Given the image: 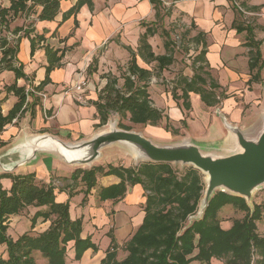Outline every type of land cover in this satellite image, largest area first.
<instances>
[{"label": "crops", "instance_id": "crops-1", "mask_svg": "<svg viewBox=\"0 0 264 264\" xmlns=\"http://www.w3.org/2000/svg\"><path fill=\"white\" fill-rule=\"evenodd\" d=\"M10 1L0 0V5L8 7ZM76 1L60 0L59 11L52 20H39L37 15L41 6L36 5L12 16L7 28L0 26V38L6 37L9 46H16V63L21 66L24 74L16 78L12 70L0 72L2 112L6 113L17 99L12 92L6 91L5 85L16 82L17 85L25 88L36 87L38 89L36 92L46 94L45 100L35 93L29 95V103L36 98L39 102L33 107L31 105L22 116L14 119L2 131L0 137L4 144L0 146V173H5L2 166L13 165L28 155V149L21 147L20 144L27 143L35 135L47 133L65 142L73 143L87 140L102 131L103 125H98L99 116L93 101L97 100L99 91L103 87L101 85L105 84L106 76L109 75H99L103 72L101 70L103 57L98 60L96 55L88 64L87 68L89 72H92L88 74L89 79L78 69H84L86 66L83 59L88 53L105 43L110 53L119 52V48L122 49L121 57L127 56L129 63L132 54L137 52L140 34L144 32L146 25H150V22L154 20V9L150 0H91V8L86 3L82 4L76 13L62 20V14L68 11ZM169 1L174 10L181 13L182 20L189 27L193 25V37L197 34L203 37L202 41L199 40L197 47L199 51L204 50L207 71L212 72V75L210 73L211 81L214 75L213 82L221 90L228 89L222 91L223 98L214 106L205 105L199 94L192 92L190 106H194L196 111L190 113V121H197L198 129H194L190 134L197 136L203 142L225 137L226 131L222 123L216 114H212L213 109L215 111L216 108H219L228 120L241 130H249L254 124L252 122L254 118L256 117L254 121L259 122L264 112V0ZM233 1L242 5L244 14L235 9ZM15 27H22V30L14 32ZM26 27L31 29L30 36H23ZM247 29L250 30L249 34ZM37 34L44 38L39 43L35 41L36 45L32 50L30 39ZM47 46L57 49V56L62 54L58 62L51 65L49 72L46 71L49 65L46 55ZM251 52L259 54L253 69L249 67ZM136 62L138 66L149 69V63L138 54ZM96 63L98 73H95ZM111 65L110 69L114 73L115 63L111 61ZM150 78L154 79L152 75ZM80 80L86 82L82 101L77 100L72 91H67V88L70 89ZM147 85L148 90L149 82ZM150 99L154 107L166 113L172 120L183 117L180 106L172 99H166L164 104L159 105H155L151 96ZM31 109H33L32 114ZM210 124L214 128L209 127ZM146 129L147 133L149 131L167 136L166 131L156 125L147 124ZM143 135L149 134L143 133ZM118 149L128 158V161L136 160L131 152L129 154L127 148L123 150L118 147ZM42 156L46 159L40 164ZM33 166H37V169L43 167L48 175V182L57 187L68 188L67 185L72 183L70 175L74 167L46 149L38 151L33 159L17 166L11 172L21 174L33 172L37 175V171H33ZM58 170L64 171L68 177L65 180L53 177L52 175H55L54 173ZM96 178L98 187L119 181V178L113 174H98ZM0 181L4 188L10 187V180L1 178ZM82 188L80 183L75 188L76 200L73 203L76 209L82 201ZM60 192L66 197L68 189ZM144 200L141 185L135 184L128 189L124 197L115 202L110 199L100 200L97 189H91L86 199L87 204L84 205L88 208L85 213L80 211L82 206L77 211L71 210L69 203L71 218L74 219L77 215L76 218H83L84 223L88 224L87 227L82 226L81 237L89 236L93 243L99 244L96 251L88 248L80 259L76 260L72 247L73 241L68 242L70 246L66 255L70 264H99L111 241L108 232H111L116 243L121 245L123 238L129 235L131 230L134 232L141 223L144 214L141 203H144ZM37 209V207L29 206L25 210L26 213L28 211L30 218ZM16 216L18 219L23 217L19 214ZM39 219L43 227H37L39 223L37 221L30 228L31 231L39 233L49 226L50 220L45 221L40 217ZM102 239L103 246L99 243Z\"/></svg>", "mask_w": 264, "mask_h": 264}, {"label": "trees", "instance_id": "trees-1", "mask_svg": "<svg viewBox=\"0 0 264 264\" xmlns=\"http://www.w3.org/2000/svg\"><path fill=\"white\" fill-rule=\"evenodd\" d=\"M150 2L155 19L150 25H146L144 32L140 34L137 52L132 54L125 72L119 75L123 79L122 84L118 85V77L106 76V82L100 89L97 100L93 101L100 126L106 124L112 111L122 116L129 113L131 122L150 125H157L164 116L152 105L147 90L152 71L138 66L136 62L138 54L148 63L155 62L158 70H163L173 60L169 52L171 45L168 39L164 40L167 52L163 54H155L148 41V36L155 33L153 24L162 17L160 8L163 6L161 0ZM85 3L91 8V0H77L62 14V20L76 13ZM36 5L41 6L37 15L39 20H52L59 11L60 0H11L8 7L0 5V26L7 28L12 16ZM19 30H22V27L13 29L14 32ZM30 33L31 29L26 27L23 36H30ZM247 33H250L249 29ZM43 38L40 34L31 36L32 50L35 48V41L39 43ZM194 40L198 44L203 37L197 34ZM0 53V72L12 70L16 78L24 76L21 66L16 63V46H9L6 37L0 38ZM56 54L57 49L46 47L49 62L47 72L62 55ZM258 58L257 52L249 54L250 69H253ZM194 64L195 73L190 78L181 79V84L179 83L181 93H174L173 97L182 98L186 109L190 108V92L199 94L205 105H216L220 97L214 90L218 85L211 81L207 70L204 73L211 82H208L206 76L201 73L205 64L204 50L196 54ZM4 88L7 92H12L17 99L6 113L0 108V135L14 119H18L31 105L33 107L39 102L36 98L28 103L26 88L17 85L16 82L5 85ZM33 89L38 91L36 87ZM119 126L128 129L123 125ZM3 144L0 137V146ZM98 174H113L119 178L116 183L99 186L97 194L100 200L118 201L135 184L141 185L145 199L141 223L121 245L126 255L122 259L117 258L118 244L112 233L108 232L111 241L99 264H191L194 261H196L194 264H210L212 259L221 260V264H264V236L259 235L256 230V221L261 219L264 202L254 203L253 209L250 210L243 197L217 190L210 197L201 218L190 220V216L198 210L204 189L199 170L190 165L178 174L173 164L152 161H141L127 167L121 165H107L106 168L103 165H92L87 169L74 167L70 176L72 183L67 185L68 188L44 183L38 180L33 172L0 173V179L9 177L11 180L9 188H4L0 181V244L5 246L4 252H0V264H65L66 248L70 241H73L76 260L80 259L86 249L96 250L97 246L89 236L81 237V218H71L69 202L55 200V189L59 191L68 189V194L72 195L78 181H81L84 185L82 201H85L91 189H96ZM227 203L245 209L246 214L241 219H235L228 227L222 228L217 212ZM29 206L38 208L30 217L31 227L39 217L43 220L49 219L50 224L42 232L25 231L13 239L7 234L8 219L10 216L21 214ZM34 252H38L46 262L38 263Z\"/></svg>", "mask_w": 264, "mask_h": 264}, {"label": "rangeland", "instance_id": "rangeland-1", "mask_svg": "<svg viewBox=\"0 0 264 264\" xmlns=\"http://www.w3.org/2000/svg\"><path fill=\"white\" fill-rule=\"evenodd\" d=\"M161 1L163 3L162 8H160V14L162 15V17L158 18L157 21L153 24V27L155 28V33H154V35L148 36V41L150 42L152 49L154 50L155 53H165V52H167V49L164 46V40L168 39V41L171 45L169 47V52L171 53V56H173L172 58L174 60L169 65H167L163 70H158L156 68L155 62L148 64L149 69L152 71V77L154 78L152 80L150 78L148 90H149V94L152 97L155 105H159L161 103L164 104L166 102V99L167 100L172 99L174 102L177 103L178 106H180L183 117L179 120L174 121L169 116H167L166 113L162 112L164 116L156 126L162 130L164 129L166 131V135L168 137L161 135V134H157V133L156 134L150 133L149 131L147 133V132H145V131H147V129H146L147 124L133 123L129 120V113H126V115L122 116L115 111L111 112V114L108 117L106 124H104L101 127L102 130L108 129L110 121H116L117 127L123 128V127L119 126V125H123V126L127 127L128 130L142 132V134L143 133L149 134V135H144V136L151 139L153 142L159 143V144L165 145V144H174V143H179V142H183V141H189V142H192L193 144L197 145L201 149L202 152L209 154L211 156L228 155L234 151H237L238 147L235 144L234 136L231 135L230 131L227 128H225L224 123H223V120H224L223 116L226 118V121L228 123L232 124L233 126H236V124L231 123L228 120V117H226L220 111L219 108L218 109L216 108L215 111L213 109L212 114H216L218 116L219 121L222 123V125L226 131L225 137L215 138L212 140H207L208 142H206V141L203 142L199 138H197V136H195V135L193 136L192 134H190V133H193L194 129H198L197 121H194V122L190 121V116H191L190 113H193L194 111H196L195 110L196 108L194 106H190L189 109L184 108L182 98L176 99L175 97H173V95H174V93H177V94L181 93V89H180V85H179V83L181 84V79L183 77L190 78L195 73L196 64H194V58L196 57V54L198 53L199 49H198L197 43L193 37V35H194L192 32L193 25H191L189 27V25L186 24V22L182 20L181 13H178L174 10V7L171 6V4L169 3L170 2L169 0H161ZM233 6L235 7V9H238V12L244 14V11H242L239 8V7H241L243 9L241 4L235 3L233 1ZM154 19H155V16H154ZM151 22H150V24H151ZM93 51H95V52H93ZM93 51L88 53L87 56L83 59L84 63L86 64L84 69H78V71L79 72L82 71L85 74L86 78L89 79L90 77L88 76V74H92V72H89L90 70H89V68H87V66L91 62L92 58L97 55L98 60L101 59V57H103L101 60L102 61L101 70L103 72L99 73V75L109 74L108 75L109 78L114 77V76L118 77V85H121L123 82V79L121 77H119V75H122V73L125 72L126 65L128 63L127 56L121 57L122 49L119 48V50H118L119 52L110 53L108 51V49L106 47V43H105V44H101L99 47L96 48V50H93ZM112 56H113V60H111ZM111 61H113V63H115L114 73H113V70L110 69L112 67ZM198 63L199 62H197V64ZM95 67H96L95 73H98L97 63L95 64ZM207 69H208V66L204 64V70H201V73L203 76H206L204 72ZM210 73L212 75V72H210ZM212 78H213L212 81H214V79H215L214 75L212 76ZM206 79L208 80V82H211L210 78H208L207 76H206ZM103 85H101V87ZM67 89H69V88H67ZM223 90H228V89L223 88ZM223 90H221L220 87H216L214 90L215 93L220 96L219 100H221L223 98L222 97V91ZM71 91H72V89L69 92H71ZM192 95H193V93L190 92L189 93L190 105L192 103V99H191ZM37 96L39 98H41L39 95H37ZM28 103H29V101H28ZM244 108L246 109L247 106L245 105ZM162 110H164V109H162ZM195 116H196V114H195ZM255 119H256V117L254 118V120ZM254 120L252 121V122H254V124L251 126V128L249 130L245 131L249 135L254 134L255 133L254 129L259 127L257 120L256 121H254ZM148 125H150V124H148ZM209 127L214 128L211 124L209 125ZM238 128L241 129L240 127H238ZM123 129H125V128H123ZM230 137H231V139H230ZM118 147L120 149H123V150L125 149V147H123L121 145L119 146L117 144L105 147L101 150L102 154H101L100 158L93 161L91 164L73 166V167H81L83 169H87V168L91 167L92 165H103L105 168L107 167V165H113V166L121 165V166L127 167V166H134L137 163L141 162V160L128 161L127 160L128 158L125 155H122L120 153L122 151L119 150ZM129 154H130V151H129ZM45 159L46 158H44L43 156L40 157V161H41L40 164ZM47 160H49V159H47ZM171 164L174 165V167L176 168V172L178 174L182 173L186 167L190 166V164H185V163H180V162L171 163ZM33 167H34L33 171L34 172L37 171V175H36V173H35V175H36L38 180H40L44 183H50V182H48L49 180H48V175H46V170L43 167L41 169H37V166H33ZM199 172L201 174L202 181L204 184V189H205V185H206L205 174L201 170H199ZM54 174L55 175H52V176L57 177L59 180L60 179L65 180L68 177V174H66L64 171L58 170ZM3 178L10 180L9 177H3ZM10 182H11V180H10ZM79 183L84 188L83 183L81 181H78V184ZM56 184H57V182H56ZM98 188L99 187L96 186V189H98ZM204 189L202 191V197H203ZM83 198H84V194L82 195V199ZM87 198H88V196H87ZM55 200L56 201H63V200L68 201L69 200L68 202L71 204V210H73V211L74 210L77 211V209L80 206H82V208L80 207L81 213L82 212L85 213L86 209H88L87 207L84 206L85 204H87L86 200L81 201V203L78 204V207L76 209L74 206V203H73L76 200V194L75 193L72 195L67 194V196L64 197V195L61 194V192L57 188L55 189ZM244 200L246 201V203H248L250 210L253 209L254 203H257V204L263 203L264 202V184L261 187L256 188L252 192V197L249 200V202L246 200V198H244ZM142 204L143 203H141V205ZM27 213H28V211H27ZM27 213H26V210H24L21 214H19V216H23L22 219H18L16 215L13 217L11 216L10 220L8 219L7 234L10 235L13 239H15L19 234H21L25 231H30L31 220L28 217ZM197 213H198V210L192 216L197 215ZM245 214H246L245 209H242L239 206L235 207V205H233L232 203H229V204L227 203V204L223 205L218 210L217 217L219 219L221 227L226 228L229 225H231L235 219L243 218ZM76 216L77 215H75L74 219H76ZM192 216H190V218ZM77 218H79V217H77ZM38 220H40V219L37 218L36 222ZM47 220H49V219H47ZM47 220H45V221H47ZM81 221H82V226L87 227L88 224L84 223L85 220L83 221V218H81ZM36 222H35V224H36ZM38 222L39 223H38L37 227H43L42 226L43 224L40 223V221H38ZM256 227H257L256 230H257L258 234L264 236V211L262 212L261 219L256 221ZM132 233H133V231L131 230L129 235H127L126 237L123 238V240H122L123 243L125 240H127L130 237V235ZM99 243L101 246H103V239L100 240ZM95 245L97 246V249H98L99 244L98 245L95 244ZM121 245L119 244L118 249H117L116 256L118 259H122L126 255V252L121 248ZM69 246H70V243L67 244L66 249H68ZM4 249H5L4 244H0V252L3 253ZM66 253H67V250H66ZM93 254H95V253H93ZM33 255L35 257V260L38 263H45L46 262V259L41 257L38 252H34ZM68 260L69 259L66 255V257H65L66 264H70V261H68ZM211 261L212 262L210 264H221L222 263V261L219 259H212ZM194 263H196V261L192 262L191 264H194ZM203 264H206V263H203Z\"/></svg>", "mask_w": 264, "mask_h": 264}, {"label": "water", "instance_id": "water-1", "mask_svg": "<svg viewBox=\"0 0 264 264\" xmlns=\"http://www.w3.org/2000/svg\"><path fill=\"white\" fill-rule=\"evenodd\" d=\"M223 119L225 128L234 136L238 147L237 151L228 155L211 156L189 141L165 145L155 143L142 132L119 128L116 121H110L108 129L87 140L73 143L47 133L35 135L27 143L20 144L28 149V155L13 165L2 166V169L4 172H11L33 159L42 149L51 151L66 164L89 165L100 158L103 148L114 144L121 145L133 153L137 161L180 162L190 164L206 174V185L198 213L190 218L197 219L201 218L210 197L217 189L246 198L249 202L252 192L264 184V112L257 122L259 127L251 135L228 123L224 116Z\"/></svg>", "mask_w": 264, "mask_h": 264}, {"label": "built area", "instance_id": "built-area-1", "mask_svg": "<svg viewBox=\"0 0 264 264\" xmlns=\"http://www.w3.org/2000/svg\"><path fill=\"white\" fill-rule=\"evenodd\" d=\"M242 11H244L241 7H239ZM86 85L85 80H80L75 82L72 87L70 89H67V91H70L72 89L73 92V96L79 100L82 101L83 100V92H84V87ZM26 93H27V97H26V101H29V93H35L37 95H39L41 97L42 100L46 99V94L42 93V92H36L32 87L26 88Z\"/></svg>", "mask_w": 264, "mask_h": 264}, {"label": "bare ground", "instance_id": "bare-ground-1", "mask_svg": "<svg viewBox=\"0 0 264 264\" xmlns=\"http://www.w3.org/2000/svg\"><path fill=\"white\" fill-rule=\"evenodd\" d=\"M133 154V153H132ZM133 156H134V154H133ZM135 157V156H134ZM207 177V175L205 174V178Z\"/></svg>", "mask_w": 264, "mask_h": 264}]
</instances>
